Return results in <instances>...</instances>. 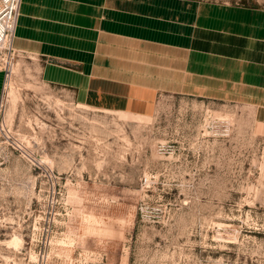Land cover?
Returning <instances> with one entry per match:
<instances>
[{
  "label": "rangeland",
  "instance_id": "obj_1",
  "mask_svg": "<svg viewBox=\"0 0 264 264\" xmlns=\"http://www.w3.org/2000/svg\"><path fill=\"white\" fill-rule=\"evenodd\" d=\"M0 71V264H264V137L246 108L172 96L149 118L103 112L29 55L0 49Z\"/></svg>",
  "mask_w": 264,
  "mask_h": 264
},
{
  "label": "crops",
  "instance_id": "obj_2",
  "mask_svg": "<svg viewBox=\"0 0 264 264\" xmlns=\"http://www.w3.org/2000/svg\"><path fill=\"white\" fill-rule=\"evenodd\" d=\"M13 47L82 107L149 118L165 97L231 103L264 137V7L22 0ZM3 87L0 71V101Z\"/></svg>",
  "mask_w": 264,
  "mask_h": 264
},
{
  "label": "built area",
  "instance_id": "obj_3",
  "mask_svg": "<svg viewBox=\"0 0 264 264\" xmlns=\"http://www.w3.org/2000/svg\"><path fill=\"white\" fill-rule=\"evenodd\" d=\"M22 0H0V49L7 50L11 55L19 54L13 47L16 27L20 17ZM8 74L5 71L3 94L0 101V132L3 130L4 95Z\"/></svg>",
  "mask_w": 264,
  "mask_h": 264
},
{
  "label": "bare ground",
  "instance_id": "obj_4",
  "mask_svg": "<svg viewBox=\"0 0 264 264\" xmlns=\"http://www.w3.org/2000/svg\"><path fill=\"white\" fill-rule=\"evenodd\" d=\"M7 96L11 99H14L13 90H7ZM7 98V97H6ZM13 101V100H12ZM21 243V239L18 236H13V238L8 242V244L14 247H18Z\"/></svg>",
  "mask_w": 264,
  "mask_h": 264
}]
</instances>
